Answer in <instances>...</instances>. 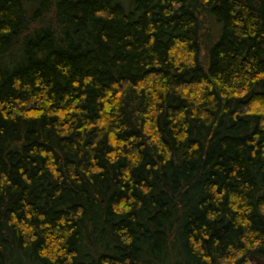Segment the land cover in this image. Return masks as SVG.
<instances>
[{
    "label": "trees",
    "instance_id": "obj_1",
    "mask_svg": "<svg viewBox=\"0 0 264 264\" xmlns=\"http://www.w3.org/2000/svg\"><path fill=\"white\" fill-rule=\"evenodd\" d=\"M0 264H264V0H0Z\"/></svg>",
    "mask_w": 264,
    "mask_h": 264
},
{
    "label": "rangeland",
    "instance_id": "obj_2",
    "mask_svg": "<svg viewBox=\"0 0 264 264\" xmlns=\"http://www.w3.org/2000/svg\"><path fill=\"white\" fill-rule=\"evenodd\" d=\"M204 21V29H207L208 27H209V22H207V20L206 19H204L203 20ZM211 26V25H210ZM204 31H206V30H204Z\"/></svg>",
    "mask_w": 264,
    "mask_h": 264
}]
</instances>
